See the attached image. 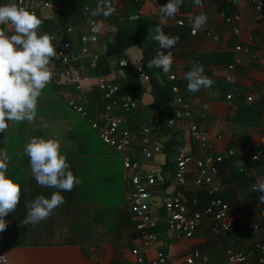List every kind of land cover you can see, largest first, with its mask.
Masks as SVG:
<instances>
[{
  "label": "crops",
  "instance_id": "crops-1",
  "mask_svg": "<svg viewBox=\"0 0 264 264\" xmlns=\"http://www.w3.org/2000/svg\"><path fill=\"white\" fill-rule=\"evenodd\" d=\"M13 1L0 0V5ZM59 1L55 0L50 8L40 9L36 13L42 20L38 34L55 33L60 40L72 42L74 53L70 68L76 70L79 65H84V75L90 79L82 94V105L88 116H98L103 106L101 94L95 88V78L100 74H105L117 82L121 92L138 103L137 109L125 116L124 127L131 135L134 146L130 153L133 160L140 164L142 177L145 178V174L151 169H156L157 172V185L149 188L152 194L150 215L156 225L149 232L157 234L158 238L153 243L146 244L145 237L135 227L137 220L128 211L126 219L116 226L109 240L98 242L95 247L80 244L78 241L59 242L56 241L58 236L52 234L55 230L51 225L44 227L41 222L32 224L33 226L24 225L26 217L23 214L26 211L24 208L15 209L5 217L7 228L0 232V247L6 250L7 264H138L131 253L135 249L142 255L144 264H151L159 253L165 256V264H182L184 258L193 250L201 253L205 264H227L228 242L232 243L234 251L247 256L245 264H261L256 245L264 244V218L259 214L264 209V200L260 199L264 193L252 191V186L264 183V167L257 166L254 173H249L247 169L252 165L250 158L255 151L264 154L261 142L264 135V7L256 10L250 0H240L237 6H232L225 0H203V6L197 7L192 0H184L179 8L180 14L170 18L159 11L168 0L157 3H152V0H114L116 13L107 19L94 18L102 21V34H98L99 41L93 48L100 59L108 39L115 34L109 30L110 27L118 28L125 24L133 28L134 21L138 18H145L150 23L147 34L153 42L154 57L157 42L152 36L157 25L162 27L165 34L180 38L174 48V63L170 73L179 79L180 95L191 118L177 122L173 128L175 141L196 159L206 155L223 157L215 181L219 184V196L228 199V202L224 201L229 205V216L235 230L226 236H213L206 225L201 223L194 237L175 240L165 236L166 225L161 208L162 192L169 186L175 165L174 148L170 142L161 138L162 152L152 161H146L136 147L137 132L141 126L150 123L154 118L166 119L172 114L174 95L170 92L169 100L160 101L152 92L150 79L144 82L139 76V81L135 80L140 86L139 97L125 92L126 72L124 68L119 69L115 62L124 60L136 74L134 66L141 64L144 49L141 40L132 42L120 58H110L102 64L99 63L96 69L91 68L88 60L79 53V37L87 33L89 27V11L86 12L85 7L94 9L99 0ZM200 14L207 15L208 20L205 26L197 29L196 35H191L188 27L175 24L177 19L186 16L194 21ZM234 14L240 17L239 36L232 34L231 26L224 20V17ZM126 16L129 21L122 23ZM67 27L73 29L72 33H66ZM238 44L247 52L236 53L234 48ZM193 61L202 64L205 74L214 81L210 89H202L196 93L187 90L184 74L191 69ZM55 65L58 73L65 69L58 63ZM229 66L233 68L229 70ZM113 67L115 70L111 71ZM146 74L148 75L147 72ZM229 75L232 80L226 81L225 78ZM153 76L158 86L168 87L170 90L171 84L159 69ZM158 76L159 80H163V85L159 83ZM227 94L233 96L230 104L225 100ZM248 97L252 98L251 102L246 101ZM242 108L248 109L241 110ZM190 124H197L201 131L208 134L209 142L204 149L190 136ZM229 150L234 152L233 156H228ZM116 154L126 181L121 155ZM180 191L189 204L194 198L199 200V194L204 193L192 184L191 176L188 177V184L181 187ZM199 203L200 201L198 205ZM124 205L129 207L122 200L120 206ZM254 226H258V233H253Z\"/></svg>",
  "mask_w": 264,
  "mask_h": 264
},
{
  "label": "built area",
  "instance_id": "built-area-1",
  "mask_svg": "<svg viewBox=\"0 0 264 264\" xmlns=\"http://www.w3.org/2000/svg\"><path fill=\"white\" fill-rule=\"evenodd\" d=\"M55 0H23L22 6L28 10L37 13L40 9L50 8ZM135 2L137 0H134ZM160 0H152V3H157ZM232 6H237L240 0H225ZM256 10H261L264 7V0H250ZM11 3H20V0H14ZM89 7H85L88 12ZM180 14V9L177 15ZM225 23L231 26V32L234 35L240 34V17L234 14L231 17H224ZM179 27H188L191 35H196L198 30L194 31L193 19L186 16L175 21ZM3 27V26H0ZM71 27L66 28V33H72ZM49 33V32H48ZM55 34V33H49ZM56 35V34H55ZM57 36V35H56ZM99 41V35L94 34L90 27L87 33L79 37L80 55L88 60L91 68L96 69L100 62L99 54L93 50L94 46ZM56 51L61 54L59 59H54L53 62L60 64L65 69L58 73L55 71L53 82L65 83L67 86H74L77 95L67 100L68 106L78 114L95 133L99 141L106 147L121 155V164L125 173V180L128 185V200L130 212L137 220L136 229L145 237L146 244H151L157 240V234L150 233L149 230L156 225L155 220L150 215V204L152 194L149 188L157 185L156 169H151L142 177L140 164L133 160L130 150L133 148L131 135L126 127H124L125 116L133 113L138 106L137 101L128 95L121 92L119 84L109 79L105 74H100L95 78V88L100 92L103 102L102 109L98 116H88L82 105L84 86L90 81L89 77L84 75L85 66L79 65L78 68H70L73 62V44L68 40H60L57 45L53 41ZM167 54L169 50L160 49L158 42L155 45V56L160 52ZM236 53L247 50L240 44L235 46ZM174 53V49H172ZM119 69H123L126 65L124 60H117ZM233 67L229 66L231 70ZM135 73L144 81L148 82L149 77L146 74L142 64L138 63L134 66ZM163 73L162 69H159ZM165 74V73H163ZM166 80L171 84V93L174 95L172 101V114L166 119L154 118L150 123L141 126L137 132L138 141L136 147L142 158L146 161H152L157 154H160L163 149L161 138L170 142L174 148V169L169 186L162 192L161 208L165 220V236L168 239H190L194 237L198 230L199 224H205L209 232L213 236L228 235L235 230V225L229 216V205L219 196V184L215 181L218 174V166L223 162L222 156L206 155L202 158H194L186 153L184 148L180 147L175 141L173 128L177 122L189 120L191 114L187 106L183 104L178 86L179 79L173 73L165 74ZM226 81H231L229 75ZM187 85V81L185 80ZM233 96L227 94L226 102L231 103ZM246 101L251 102L252 98L248 97ZM188 130L192 139L198 143L200 148L204 149L209 137L207 133L200 130L197 124H190ZM264 149V135L261 139ZM228 156H233L234 152L229 150ZM252 165L248 167L249 173H254L257 166L264 167V154L254 152L250 158ZM242 172V169L239 170ZM191 176L192 184L203 190L208 196V202L202 210H195L198 205V200L194 198L189 204L185 195L180 191L181 187L188 184V177ZM256 186V185H255ZM252 186V191L253 190ZM258 188V186H256ZM258 191V190H257ZM192 206L193 208H191ZM260 217L264 218V209L259 212ZM253 233H258V226L253 227ZM259 251V262L264 264V244H257ZM132 255L138 264H144V259L137 249L132 250ZM247 256L242 252L234 251L232 243L228 242L226 249L227 264H245ZM166 258L163 254H157L156 260L151 264H165ZM0 264H7V253L3 247H0ZM182 264H205V260L198 250L191 251L183 260Z\"/></svg>",
  "mask_w": 264,
  "mask_h": 264
},
{
  "label": "clouds",
  "instance_id": "clouds-1",
  "mask_svg": "<svg viewBox=\"0 0 264 264\" xmlns=\"http://www.w3.org/2000/svg\"><path fill=\"white\" fill-rule=\"evenodd\" d=\"M184 0H168L159 11L167 17H175ZM197 7L203 6V0H192ZM20 3L0 5V133H5L10 122L28 121L31 123L36 116L37 100L42 90L49 85L55 75L56 65L52 62L60 55L53 41L58 45L60 37L55 34H38L42 20L34 11L28 10ZM87 23L94 34H102V21L96 17L107 19L116 13L114 0H99L94 9H89ZM208 17L200 14L193 21L194 31L205 26ZM115 33L118 29L111 26ZM8 33H11L10 35ZM152 39L158 42L160 49L169 50L167 54L160 51L147 62L148 68L162 69L167 74L174 63L172 49L179 42V36L165 34L157 25ZM109 43L115 40L109 38ZM187 90L196 93L202 89H210L214 81L205 74V68L196 61L191 69L184 74ZM159 80V76H158ZM163 85V80H159ZM131 100V97H128ZM30 159V167L36 182L42 187L56 189L51 198L39 195L26 203L29 209L24 225L38 224L47 219L53 211L65 202L61 191H71L80 183L74 176L65 155L61 154V144L55 138H32L25 147ZM10 156L0 150V232L7 228L5 217L12 213L20 202L21 187L17 182L6 176ZM254 191L264 193V183ZM264 200V194L260 196Z\"/></svg>",
  "mask_w": 264,
  "mask_h": 264
},
{
  "label": "rangeland",
  "instance_id": "rangeland-1",
  "mask_svg": "<svg viewBox=\"0 0 264 264\" xmlns=\"http://www.w3.org/2000/svg\"><path fill=\"white\" fill-rule=\"evenodd\" d=\"M130 71L139 81L138 75ZM32 138L58 139L69 170L80 180L71 191H61L65 202L41 221L42 226L51 225L55 230L52 234L58 236L56 241L59 242L78 241L95 247L96 243L109 240L117 228L122 200L129 204L128 186L118 155L99 141L86 121L68 106L51 83L47 85L37 100L35 119L31 123L10 122L6 132L0 133V150L10 156L6 176L21 187L16 210L24 208V218L29 211L25 207L27 202L39 195L50 199L57 191L40 186L31 172L25 147Z\"/></svg>",
  "mask_w": 264,
  "mask_h": 264
},
{
  "label": "trees",
  "instance_id": "trees-1",
  "mask_svg": "<svg viewBox=\"0 0 264 264\" xmlns=\"http://www.w3.org/2000/svg\"><path fill=\"white\" fill-rule=\"evenodd\" d=\"M65 1V0H60ZM126 22L129 21V17L126 16L125 19ZM150 26V23L147 19L145 18H138L137 20L134 21V27L129 28L125 24L122 26H119L117 29L118 31L115 32L114 36L111 38L115 40V43H109V39L106 44V49L103 55H101L100 59V64H102L104 61L110 59V58H120L125 51V49L132 43L136 42L137 40H141L144 45V49L142 52V60L141 64L143 65L144 69L149 75L150 79V85L152 87V92L154 93L155 97L159 99L160 101H165L169 100V95L171 94V90L168 89V87H161L158 86L156 83L153 74L157 71V68H148L147 67V62L154 58V52H153V42L150 38V36L147 34V28ZM124 70L126 72V78H127V83L125 85V92L127 93H132L135 96L139 97V92H140V86L137 84L135 81V78H133L132 73L130 70L131 66L129 64H126L124 66ZM51 86L53 89L59 93V95L62 98H65L66 101L70 99L73 96H76V90L74 87H67V86H62L58 84L56 81L51 82ZM159 88V89H158ZM160 93H158L157 92ZM95 93V92H94ZM96 96V95H95ZM97 100H99V97L96 96ZM248 108H242L241 110H247ZM168 163V162H167ZM199 200L200 203L198 206H195L194 209L200 210L202 209L208 202V196L205 195L204 193L199 194ZM221 197V196H220ZM223 200L228 202V199L221 197ZM130 211V207L128 205H124L123 207L119 208V212L117 215V223L116 225L119 226L122 224V222L126 219L127 217V212Z\"/></svg>",
  "mask_w": 264,
  "mask_h": 264
},
{
  "label": "water",
  "instance_id": "water-1",
  "mask_svg": "<svg viewBox=\"0 0 264 264\" xmlns=\"http://www.w3.org/2000/svg\"><path fill=\"white\" fill-rule=\"evenodd\" d=\"M126 63V62H125Z\"/></svg>",
  "mask_w": 264,
  "mask_h": 264
}]
</instances>
